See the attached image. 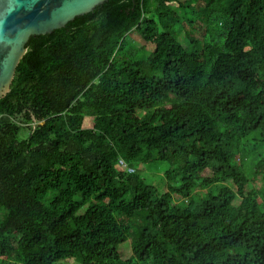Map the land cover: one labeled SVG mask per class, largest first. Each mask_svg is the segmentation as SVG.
<instances>
[{
    "label": "trees",
    "instance_id": "obj_1",
    "mask_svg": "<svg viewBox=\"0 0 264 264\" xmlns=\"http://www.w3.org/2000/svg\"><path fill=\"white\" fill-rule=\"evenodd\" d=\"M0 216V264H264V0H107L31 36Z\"/></svg>",
    "mask_w": 264,
    "mask_h": 264
},
{
    "label": "water",
    "instance_id": "obj_2",
    "mask_svg": "<svg viewBox=\"0 0 264 264\" xmlns=\"http://www.w3.org/2000/svg\"><path fill=\"white\" fill-rule=\"evenodd\" d=\"M107 0H0V99L6 96L33 35H45Z\"/></svg>",
    "mask_w": 264,
    "mask_h": 264
},
{
    "label": "rangeland",
    "instance_id": "obj_3",
    "mask_svg": "<svg viewBox=\"0 0 264 264\" xmlns=\"http://www.w3.org/2000/svg\"><path fill=\"white\" fill-rule=\"evenodd\" d=\"M130 41L134 44V45H138L141 46L144 44V42L142 41V39L140 38L139 34L137 32H134L131 36H130ZM147 46V50H153V45L152 44H146ZM259 150H263L262 147H260L258 149ZM252 161H254V158L251 157V154H244L243 155V167L246 168V171L248 172L249 170H251L252 168ZM167 165V163H166ZM164 164L160 163L155 165L152 168H144L141 165L136 164V171L140 174H143V176L146 178V180L148 181V183H152L154 185L157 186H161V182H162V170L164 171ZM250 173V172H248ZM256 185L261 186L262 182L258 179V181H256ZM1 218V216H0ZM122 256L124 259H128L131 255H132V246H131V242H126L123 245H121L120 247ZM67 263H75V261L73 259L67 260L65 261Z\"/></svg>",
    "mask_w": 264,
    "mask_h": 264
},
{
    "label": "built area",
    "instance_id": "obj_4",
    "mask_svg": "<svg viewBox=\"0 0 264 264\" xmlns=\"http://www.w3.org/2000/svg\"><path fill=\"white\" fill-rule=\"evenodd\" d=\"M120 164L123 165V167L127 168L128 170H132V168L127 166L123 160H120Z\"/></svg>",
    "mask_w": 264,
    "mask_h": 264
}]
</instances>
